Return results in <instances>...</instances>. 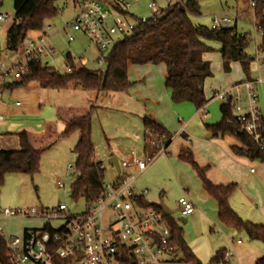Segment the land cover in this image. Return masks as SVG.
I'll list each match as a JSON object with an SVG mask.
<instances>
[{
	"label": "rangeland",
	"instance_id": "1",
	"mask_svg": "<svg viewBox=\"0 0 264 264\" xmlns=\"http://www.w3.org/2000/svg\"><path fill=\"white\" fill-rule=\"evenodd\" d=\"M153 1L162 9L167 10L181 0H128L129 10L135 18H147L150 14L148 5ZM57 5L61 11L55 19L49 22L53 33L60 32L65 24L73 22L77 15L73 0H60ZM200 12V16L191 17L194 25L210 29L214 16L228 15L233 20L230 27L236 26L239 34H251L253 41L247 49V54L250 58H255L257 45L254 41V13L246 0H201ZM0 14L13 19L15 15L14 0H3ZM11 25L12 22L9 20L1 23L0 47L2 48L7 44V33ZM75 37V42L68 48L62 39V35H55L52 44L58 53L53 64L60 73H64L61 66L70 54L72 58L77 60L78 67L98 72L101 66H99L97 59L100 56L105 58L107 54H100L86 37L80 34H75ZM257 41L260 42V39ZM203 43L212 50L207 56V62L210 63L213 74V77L205 83V94L208 99L213 96V92L230 90L246 80L239 63L232 64L230 74L224 73L220 42L203 40ZM79 59H83L84 62L80 63ZM259 77L257 64L254 60L250 65V79L256 80ZM128 80L130 83H136L133 89L129 91V95H125V93H117V95H114L116 93L100 94L98 104L102 110L98 111L92 120L95 162L102 163L106 169V181L109 182L116 175V171L109 162L111 156L116 158L119 164L130 162L133 150H136L139 159L146 157L144 154L145 130L141 127L140 117L136 114H127L126 111L135 110L136 104L139 106L138 95L142 94L149 98L153 93H156L158 96L157 105L147 107L149 113L147 116L168 128L174 138L167 154L161 153L152 166L139 177L136 183L137 190L138 192L146 191L145 198L149 204L154 205L161 200L164 201L172 211L170 219L183 231L185 243L201 263L211 264L213 257L222 249L236 253V249L233 247L234 240L241 239L248 243L249 239L245 233L236 231V236H232V231L220 223L216 201L204 191L202 181L192 166L180 160L179 153L184 148L182 145L185 138L180 135L181 130L177 132V128L181 126L178 119L182 120L183 124L187 121L188 114L173 112V109L176 108L171 97L166 95L168 93H166L164 74L160 73V67H137L129 70ZM256 89L264 119V83L256 86ZM239 92L245 98L246 94L243 87H240ZM95 94L97 93L84 91L81 88H70L62 91L42 89L37 85V82H30L24 87L6 91L2 101H0V116L2 117L0 121V150L17 151L20 149V143L16 133L21 130L41 133L45 121L55 120L56 106L91 105L94 101L92 95ZM122 98L125 99V102ZM222 103L223 101L219 99L211 100L204 114L199 115L197 119L195 118L191 122L192 129L196 128V131H199L202 127L205 132H208L206 125L218 124L222 119L220 112ZM126 104L127 106H125ZM184 105L190 106L193 112L196 111L193 104L185 103ZM58 128L59 131H62V124H59ZM194 134L199 137L196 132ZM191 140L193 141L192 138ZM77 141L78 134L60 140L51 149L45 151L41 157L40 170L33 177L24 174L8 175L4 185L0 188V209L30 208L41 210L52 209L60 204H65L72 214L85 212L88 204L83 200L76 202L70 195L71 186L76 180V156L73 149ZM224 142H231L232 146L239 144L232 136H225ZM193 144L198 149L197 154L193 145L187 146L185 149L190 148L196 164L200 168L206 169L207 179L216 186H221V183L222 186L229 185L224 182H217L222 174L217 156L208 153L204 149V145L198 140ZM156 150L158 151V148ZM229 150L233 156L236 155L230 147ZM250 161L252 164L248 167L247 174L251 168L255 170L258 166H264L258 160ZM70 165L73 170L68 169ZM235 166H239V164ZM131 169L128 170L130 173L135 174L137 172L135 168ZM240 171L242 174L245 173L243 169ZM59 183L65 187L59 189ZM234 184L237 185V191L239 184ZM181 198H187L195 206V213L190 217H185V222L182 221L183 217L178 205ZM1 225L8 237H19L23 235L25 228H43L44 222L15 219L3 221ZM176 256L177 261L170 264H186L180 251L177 252ZM219 264H236V262L235 259H232L229 262Z\"/></svg>",
	"mask_w": 264,
	"mask_h": 264
},
{
	"label": "trees",
	"instance_id": "2",
	"mask_svg": "<svg viewBox=\"0 0 264 264\" xmlns=\"http://www.w3.org/2000/svg\"><path fill=\"white\" fill-rule=\"evenodd\" d=\"M60 0H14V20L7 33V46L11 50L23 47L29 33L42 31L47 23L55 19L60 8ZM201 0H181L165 10L164 15L155 22L138 24L123 41L117 43L105 56L104 63L108 71L101 69L92 72L86 68L74 66L72 73H60L50 68L30 64L29 74L20 82L9 85L5 91L24 87L30 82H37L42 89L68 90L81 88L96 93H126L132 86L128 72L132 66L159 65L166 66L165 87L170 91L173 104H193L197 110L203 109L211 100L206 97L205 83L213 77L211 67L203 60V55L212 51L203 40H215L221 43L220 54L225 73H230L231 65L239 63L246 80L250 79V65L254 61L247 54L252 43L246 34H239L236 26L212 29L194 25L192 16H200ZM3 0H0V8ZM113 8L118 13L137 19L114 0ZM255 18L260 23L262 47L264 48V2H258ZM99 111L96 104L86 106H56L55 120H47L41 133L21 130L20 149L17 151L0 150V188L8 175L24 174L33 177L40 170L43 153L60 140L78 134V141L73 149L76 156V180L71 186V198L76 202L83 200L90 204L100 198L106 181V170L101 163L95 162V147L92 140V120ZM222 119L218 124L206 125L212 138L234 137L239 145L232 146L238 156L258 160L264 164V150H260L246 133L240 132V126L233 112V99L229 97L221 104ZM63 130L59 131L58 125ZM145 138L153 137L165 142L166 148L173 136L168 130L149 116L143 118ZM237 135H234L235 132ZM183 162L192 166L202 181L204 191L217 203L220 223L233 231L245 233L250 241L264 245V225H256L243 220L231 208L229 200L236 191L237 185L216 186L207 179L206 169L200 168L190 149L179 153ZM141 203L146 208H155L145 199ZM172 231V242L181 252L186 264H203L192 253L183 238V231L170 219L164 216ZM220 250L211 264L225 261V253ZM60 264H65L64 262ZM255 264H264V255Z\"/></svg>",
	"mask_w": 264,
	"mask_h": 264
},
{
	"label": "built area",
	"instance_id": "3",
	"mask_svg": "<svg viewBox=\"0 0 264 264\" xmlns=\"http://www.w3.org/2000/svg\"><path fill=\"white\" fill-rule=\"evenodd\" d=\"M246 1L254 13V41L257 46L253 60L256 61L260 77L245 80L224 92L215 91L211 100L219 99L224 103L231 97L239 131L246 133L260 150H264V119L256 89V86L264 83V48L260 23L255 18L257 4L264 0ZM73 2L77 15L60 32L53 33L52 26L47 23L42 31L29 33L22 48L11 50L7 44L4 48L0 47V101L9 85L20 82L29 74L30 64L59 72L53 64L58 53L52 44L56 34L62 35L68 48L75 42V34H80L91 41L100 54H107L117 43L130 36L138 24L155 22L165 12L153 1L148 5L149 16L135 20L115 11L114 0ZM119 3L128 12L130 4L125 1ZM5 20L13 23L14 18L0 14V30ZM232 23L228 15L214 16L211 28H227ZM246 37L253 41L251 34L246 33ZM97 61L102 67L104 58L100 56ZM79 62L83 63L84 60L79 59ZM74 66H78L77 60L69 54L61 69L70 74ZM240 87L245 89V98L239 92ZM237 134L236 131L234 135ZM161 153L167 154L166 145L144 159H139L137 153L132 151L131 161L119 164L120 172L109 182H104L100 198L88 204L83 213L72 214L65 204L41 210L0 209V264L175 263L179 250L173 245L172 231L164 217L166 215L156 207L146 208L141 203L146 191L138 192L136 186L139 177ZM131 168L137 172H128ZM68 169L73 170V167L70 165ZM58 187L63 189L65 186L59 183ZM178 205L183 219L195 211L193 203L187 198H181ZM15 219L39 220L44 222V227L27 229L19 237H8L1 222ZM233 256V252H226L225 261H231Z\"/></svg>",
	"mask_w": 264,
	"mask_h": 264
},
{
	"label": "crops",
	"instance_id": "4",
	"mask_svg": "<svg viewBox=\"0 0 264 264\" xmlns=\"http://www.w3.org/2000/svg\"><path fill=\"white\" fill-rule=\"evenodd\" d=\"M118 1L119 2H124V1L128 2V0H118ZM129 9H130V6H129ZM129 9H128V12L130 14H132ZM208 53H205L203 55V60L205 62L208 61V58H207ZM137 67H160V73L164 74V79H165L166 66L164 64L132 66L130 68V71L134 68H137ZM210 67H211V65H210ZM222 67H223V62H222ZM223 71H224V69H223ZM231 72H232V65H231L230 73ZM224 73H225V71H224ZM230 73H225V74H230ZM135 84L136 83H132V86L129 89V91L133 89ZM37 85L39 86L38 83H37ZM129 91L126 92L125 95H129L128 94ZM151 92L153 93V91H151ZM5 93H6V91H5ZM166 93H168L166 95H169L171 97L169 90H167ZM100 94H104V93H99V94L97 93L95 95H92L94 98L93 104H96L99 106L98 101H99V96H101ZM107 94L108 93H105V95H107ZM114 95H117V93ZM119 95H122V94H119ZM156 95H157L156 93H153V95H151L149 98L145 97V95H142V94L138 95V99L140 101H137V102H140V104H138L139 106H137V104H136L135 110L126 111L127 114H130V115L136 114L140 117V121L142 122L141 127L143 129H144L143 118L145 116H147V114H149L147 111V107L149 105H153V106L157 105V97L158 96H156ZM104 97H108V96H104ZM118 97L121 98L120 96H118ZM122 100L125 102V99L122 98ZM209 103H210V101L207 103V105L203 109H200V110L196 109L195 112H193L191 110L190 106H185L184 105L185 103L180 104V105L173 104L174 107L176 108V109H173L174 113H187L188 114V119H187V121H185V123L182 124L183 121L178 119V122L181 126L179 128H177V132L181 130L180 135L184 136V138H185V141L182 145V147H184V148H182V149L187 148V146H192V145L195 146L193 144V142L198 140L200 143H202V145H204V149H206L208 151V153H210L211 155L217 156L218 165L221 167L220 170H222V174L218 178L217 182H224L227 184H230V183H238L239 184L238 190L232 195V197L229 200V203H230L232 210L245 221L251 222V223L256 224V225H264V166H258V168L255 170L253 168H251V169H249V171H248L249 173L247 174L248 167L252 164V162L248 158L243 157V156H238V155L233 156V154L229 150V147L232 148L231 142H228V143L224 142V138H215V139L212 138L211 135L209 134V132H205L202 127H200L199 131H196V128L192 129L191 122H193L195 120V118L197 119V117L199 115L204 114ZM125 106H127V104ZM100 110H102V108L99 106V111ZM129 110H131V109H129ZM1 120L2 119H0V121ZM166 129L168 130L169 133H171L168 128H166ZM43 130H44V128H43ZM194 132L199 134V137H197L194 134ZM186 133H188V134H186ZM171 135L174 138V135L172 133H171ZM190 137L193 139V141L191 140ZM172 142H173V139H172ZM172 142L170 143V145L172 144ZM145 143H146V146L144 148L145 156H149L152 153L153 154L156 153L157 148L159 150V148L161 146L166 145L165 142L160 141L158 139H155L153 137H148L147 139L145 138ZM238 145L239 144H237L235 146H238ZM168 148H167V150H168ZM193 148L195 149L196 154H197L198 149L196 148V146ZM1 150H4V149H1ZM133 151L136 152V150H133ZM111 158H112V156H111ZM206 162H208V161H206ZM236 164H239V166H235ZM111 166L114 169V171H116L115 174L117 175L118 172H117L116 168L112 164H111ZM103 168H104V166H103ZM240 169L245 170V173L242 174ZM128 170H130V169H128ZM131 170H134V169H131ZM122 171H125V169H122ZM116 175H114V177ZM211 179L214 180L213 177H211ZM137 182H138V180H137ZM221 185H222V183H221ZM145 200H146V198H145ZM194 213H195V211H194ZM192 215H190V216H192ZM190 216H188V217H190ZM184 220L186 221V219L182 218V221H184ZM26 230H27V228H25L23 230V233ZM229 230L232 231L231 235L235 237L236 236L235 231H233L231 229H229ZM232 239H234V238H232ZM238 241L240 242L239 244L237 243ZM233 247L236 249V253L233 252L234 256L232 259H235L236 264H255L256 260L259 257L264 255V245L258 241H250L249 240L248 243H246L244 240L237 239V240H234ZM224 250H226V249H224Z\"/></svg>",
	"mask_w": 264,
	"mask_h": 264
},
{
	"label": "water",
	"instance_id": "5",
	"mask_svg": "<svg viewBox=\"0 0 264 264\" xmlns=\"http://www.w3.org/2000/svg\"><path fill=\"white\" fill-rule=\"evenodd\" d=\"M108 64L107 63H104L101 67V70L104 71V72H107L108 71ZM117 170V172L119 173L120 172V166H119V162L117 161L116 158H111L110 161H109ZM154 206L158 209H160L161 211H163V213L166 215V216H171L172 215V211L169 209V207L164 203L163 200H161L159 203L157 204H154ZM185 221V220H184Z\"/></svg>",
	"mask_w": 264,
	"mask_h": 264
}]
</instances>
